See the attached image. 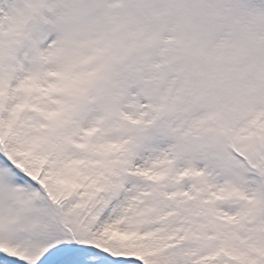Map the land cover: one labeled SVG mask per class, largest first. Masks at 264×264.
I'll return each instance as SVG.
<instances>
[{"label": "snow or ice", "instance_id": "snow-or-ice-1", "mask_svg": "<svg viewBox=\"0 0 264 264\" xmlns=\"http://www.w3.org/2000/svg\"><path fill=\"white\" fill-rule=\"evenodd\" d=\"M0 264H264V0H0Z\"/></svg>", "mask_w": 264, "mask_h": 264}]
</instances>
